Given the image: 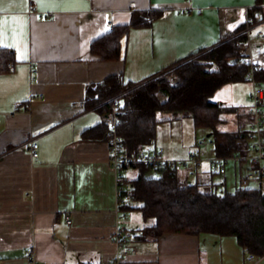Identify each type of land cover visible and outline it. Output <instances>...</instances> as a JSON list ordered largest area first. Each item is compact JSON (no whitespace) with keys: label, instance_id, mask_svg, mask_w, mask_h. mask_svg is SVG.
<instances>
[{"label":"crops","instance_id":"1","mask_svg":"<svg viewBox=\"0 0 264 264\" xmlns=\"http://www.w3.org/2000/svg\"><path fill=\"white\" fill-rule=\"evenodd\" d=\"M255 7L260 18L253 22ZM149 10L163 15L131 28L118 60L92 52L96 39L130 23L134 11ZM262 11L264 0H0V47L14 58L0 73V264H264L231 235L134 238L152 221L121 209L101 107L85 106L88 87L110 75L145 81L247 26L255 50L263 49ZM241 97L228 90L216 100L239 107ZM89 129L94 133L86 137ZM125 171L126 187L135 177ZM218 179L221 188L239 185L233 166ZM118 226L135 250L123 257L113 236Z\"/></svg>","mask_w":264,"mask_h":264},{"label":"trees","instance_id":"2","mask_svg":"<svg viewBox=\"0 0 264 264\" xmlns=\"http://www.w3.org/2000/svg\"><path fill=\"white\" fill-rule=\"evenodd\" d=\"M256 11L257 7L249 10L253 22L260 18ZM162 15L160 10L134 11L130 23L114 26L96 39L92 52L103 60H118L122 39L130 29L151 26ZM247 39L243 33L181 61L169 73L176 75L175 84L169 80L166 70L145 81L127 80L123 74L110 75L88 87L85 106L88 109L100 106L105 113L114 100L119 101L122 111L119 131L129 155L155 149L158 124L181 117H191L196 128L210 129L217 153L245 152L251 121L249 112L241 113L238 106L221 105L212 97L227 83L247 81V64L241 55V45ZM13 61L12 51L0 47V73L10 71ZM258 78L264 82V67L258 71ZM229 112H237L244 121L237 131L223 133L219 126L228 121L224 114ZM93 131L87 130L86 137L92 136ZM222 134L226 140H221ZM135 168L139 174L125 181L121 194L128 195L129 199L121 209L138 210L146 222L152 223L138 230L134 238L156 240L166 232L231 235L250 253L264 257L263 188L245 189L238 185L232 190H219L224 180L215 174L192 179L186 174L157 172L144 165Z\"/></svg>","mask_w":264,"mask_h":264},{"label":"built area","instance_id":"3","mask_svg":"<svg viewBox=\"0 0 264 264\" xmlns=\"http://www.w3.org/2000/svg\"><path fill=\"white\" fill-rule=\"evenodd\" d=\"M249 26L243 33L248 36L247 41L241 45V55L246 61V78L252 85L251 105L249 114L251 122L247 131V148L245 152H236L230 154H219L217 151H211L209 146L213 142L204 139L198 143L197 148L180 158H170L165 155V151L155 148L149 151L140 152L138 155H129L126 153V141L119 131L120 103L114 100L110 109L103 113V122L108 130V142L111 151V164L115 169L119 182V203L128 201L126 194H121L125 190V184L121 177L123 172L136 166H147L157 172H177L185 173L192 179L200 178L206 174H215L218 177L227 175L231 166L235 167L238 176L239 186L241 188L251 187V183L264 181V82L258 78V71L264 67V47L255 50L254 39L249 36ZM258 37L264 40V32L259 33ZM31 153L33 157L39 156V143L31 142ZM126 217V214L123 215ZM68 223L71 218L68 217ZM114 239L120 247V257L134 252V247L129 243L125 228L116 227ZM253 259L254 256L252 255Z\"/></svg>","mask_w":264,"mask_h":264},{"label":"rangeland","instance_id":"4","mask_svg":"<svg viewBox=\"0 0 264 264\" xmlns=\"http://www.w3.org/2000/svg\"><path fill=\"white\" fill-rule=\"evenodd\" d=\"M173 68H170L166 70V73H171L170 70ZM169 80L171 83H176L178 81L176 75L169 74L168 75ZM239 84L235 82H230L225 85H223L220 89L216 91L212 99L214 101L216 100V96L220 95L222 92L230 91V96L233 92H235L238 95H241L242 101L239 104L238 110L242 112H247L249 105H251V98L248 99V84L251 86V83L249 81H238ZM240 85L242 86V89L240 88ZM221 90V91H220ZM219 91V92H218ZM244 97V98H243ZM224 117L228 119V121L222 125L219 126V128L225 132H234L237 131L240 126L243 124V117L240 118L239 114L236 112H229L224 114ZM251 122V121H250ZM250 125V123H249ZM249 127V126H248ZM210 129L207 128H196L194 126V122L191 117H181L178 119H172L170 121H162L157 126V138H156V148L163 149L165 151V155L170 158H180L182 154H186L189 151H191L194 148H197L198 143L203 141L204 139H214V135L208 136L210 134ZM221 140H226L227 137H225L224 134L220 137ZM153 148V147H152ZM209 148H212V146H209ZM125 172H123V175L125 176ZM128 176L137 177L139 174V171L137 168H130V171L128 172ZM203 178V177H202ZM126 183V182H125ZM264 185V181H263ZM251 187H259V183L256 181H253L251 183ZM218 189L221 190V186H218ZM132 217L134 215H138V210H134L131 212ZM130 214V211L128 215Z\"/></svg>","mask_w":264,"mask_h":264},{"label":"water","instance_id":"5","mask_svg":"<svg viewBox=\"0 0 264 264\" xmlns=\"http://www.w3.org/2000/svg\"><path fill=\"white\" fill-rule=\"evenodd\" d=\"M211 134H208V136H210Z\"/></svg>","mask_w":264,"mask_h":264}]
</instances>
